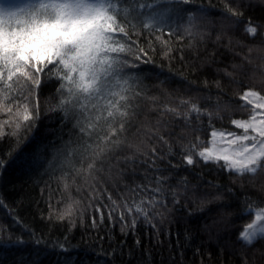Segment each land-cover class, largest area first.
I'll list each match as a JSON object with an SVG mask.
<instances>
[{
  "label": "snow or ice",
  "instance_id": "1",
  "mask_svg": "<svg viewBox=\"0 0 264 264\" xmlns=\"http://www.w3.org/2000/svg\"><path fill=\"white\" fill-rule=\"evenodd\" d=\"M194 4L195 0H0V114L7 117L0 120V141L17 136L21 130L28 134L15 142L9 141V149L0 153V177L11 171L28 172L43 166L42 150L46 146L40 144L38 136L31 134L41 118V89L49 84H55L56 94L61 97L58 109L70 124L66 133L68 156L79 153L81 165L86 164V183L87 179L95 180L100 176L120 152H131L132 156L126 159L133 162L137 154L143 155L149 160V169L156 160H164V154L154 141L168 144L173 118L180 117L184 107H188V112H197V119L208 115L209 120L206 126L193 129L201 135H196L195 141L186 146L180 163L173 164L169 159V169L200 166L202 161L204 166L214 165L221 172L238 176L264 173V94L256 90L248 89L239 96L240 109L247 113L246 119L231 120V125L239 131L217 128L210 113L199 112L195 103L187 99H181L175 106L163 103L151 109L156 115L155 123L146 116L143 122L146 127L136 126V119L143 114V101L148 99L156 104L164 96L162 92L158 96L151 95L144 83L146 69L141 65L155 63L149 55V50L155 52V46L152 39L142 46L139 37L154 36L161 44L163 57L168 58L173 49L164 36L183 40L182 32L193 39L199 35L197 14L203 16L208 9L203 4L192 7ZM227 11L235 18L232 23L242 26L246 35L255 37L264 28V22H253L251 17L247 21L242 19L240 0H236L235 6H228ZM261 42L264 43V39ZM225 75L231 74L225 72ZM183 116L185 122L190 123L188 113ZM6 127L12 131L6 133ZM57 154L63 155V150H58ZM167 170L155 168L156 177L145 176L148 184L126 186L132 195L152 193L138 203L135 200L129 203L130 197L123 194L117 200L111 193L107 194L105 202L102 195L95 194L96 188L89 185L90 202L85 211L100 216L99 223L93 216L92 228L103 224L106 210L112 227L116 226L117 218L120 222L121 248L131 233L133 246L138 250L140 241L136 229L141 221L146 229L152 228L159 236L167 221L165 212L161 211L168 208L163 187L169 179L164 175ZM199 178L202 179V174ZM153 180L156 187L151 186ZM224 187L226 192L218 193L216 199L238 195L231 187ZM178 195L172 192L174 206L179 203ZM4 203L7 201L0 193V205ZM260 203L264 204V197ZM248 214H252V209H248ZM75 215L70 204L58 216L60 221L69 220L68 234L76 227L71 219ZM79 215L83 223L84 211ZM41 219H51V216L41 215ZM15 222L20 223L18 216ZM22 233H27L31 239H23V234L16 239L11 235L7 240L0 238V264H6L5 257L9 254L24 251L29 245L32 250L28 255L37 257L31 264H43L49 252L55 253L54 264H84L78 257L69 255L73 249L66 247L61 238L57 237L49 247L43 235H37L30 226L23 227ZM68 234L63 241L68 240ZM258 237H264V207L259 206L251 222L239 230L237 240L252 248ZM193 238V233L186 234V241ZM113 243L110 239V246ZM42 244L45 245L43 254ZM101 253L105 264H109L108 254L103 249ZM131 254L129 250V258ZM116 255L113 248V264ZM49 264L53 261L49 260Z\"/></svg>",
  "mask_w": 264,
  "mask_h": 264
},
{
  "label": "trees",
  "instance_id": "2",
  "mask_svg": "<svg viewBox=\"0 0 264 264\" xmlns=\"http://www.w3.org/2000/svg\"><path fill=\"white\" fill-rule=\"evenodd\" d=\"M240 2L244 13L242 19L247 21L251 17L253 22H264L262 0ZM201 4L208 11L203 16L197 14L199 35L193 39L182 32L183 40H177L174 36L163 37L170 40L173 49L168 58L163 57L161 44L155 41L154 36L139 37L142 46H146L148 39H152L155 46V52L149 50L155 63L141 65L146 69L144 83L151 95L158 96L162 92L164 96L156 104L148 99L143 101V114L136 119L137 128L146 127L143 123L146 116L155 123L156 115L151 109L163 103L175 106L181 99H187L195 103L199 112L210 113L212 123L217 128L239 131L231 125L232 119L247 118V113L240 109L242 101L239 96L248 89L264 94V43L261 42L264 28L253 37L246 35L242 26L233 24L235 18L230 17L227 7L235 6L236 0H195L192 7ZM123 6L126 5H118ZM225 72L231 75H225ZM161 81H164L162 85ZM60 98L56 94L55 84L41 89V118L31 135L38 136L40 144L46 146L42 150L43 166L28 172L11 171L0 177V193L7 201L0 205V238L7 240L11 235L12 239H16L23 234V239L30 240L27 233H22L23 227L30 226L37 235H43L49 247L57 237L61 238L66 247L73 249L69 255L78 257L84 264H105L101 249L108 254L109 264H113V248L117 253L114 264H242L244 261L247 264H264V237H258L252 248L237 240L239 230L251 222L257 207H264L260 203L264 197V173L238 176L221 172L214 165L204 166L202 161L200 166L168 168L169 159L173 164L181 162V153L186 146L195 141L196 135H201L193 132V129L206 126L208 115H201L197 119V112H188V107L182 108L181 116L174 117L170 125L172 134L167 137L168 144L154 141L165 159L156 160L152 169L148 168L149 160L143 155L137 154L133 162L126 159L132 153L124 151L111 160L100 176L95 180L87 179L86 183V164L81 165L79 153L68 156L66 133L70 124L58 109ZM185 112L190 123L185 122ZM3 119L7 117L0 114V120ZM11 131L12 128H5L6 133ZM25 135L28 134L21 130L17 136L0 141V153L9 149V141L15 142ZM204 139L207 140L206 135ZM58 150H63V155H58ZM155 168L168 169L164 175L169 177L163 185L168 208L161 209L167 221L160 229L159 236L152 228L146 229L141 221L136 229L140 241L138 250L133 246L131 233L121 248L119 242L123 237L120 222L117 218L116 226L112 227L106 210L103 224L92 228L93 216L98 223L100 216L90 210L85 211L90 202L89 185L96 188L95 194L102 195L105 202L107 194L111 193L117 200L123 194L130 197L129 203L133 200L138 203L152 193L132 195L126 186L133 188L137 184H148L145 176L156 177L158 173ZM201 174L202 179L199 178ZM151 186L156 187L154 180ZM224 186L231 187L233 193L238 195L216 199L218 193L226 192ZM173 191L179 194V203L175 206L172 204ZM70 204L76 212L71 218L76 227L68 234L71 227L69 220L60 221L58 216ZM248 209H252V214H248ZM81 211H84L83 223L79 215ZM41 215L45 218L51 216V219H41ZM17 216L20 223L15 222ZM156 222L159 223L158 220ZM188 232L194 234L190 242L185 239ZM66 234L68 240L63 241ZM110 239L114 241L111 246ZM157 239L160 243H157ZM40 248L43 254L45 245L42 244ZM31 250L32 245H29L24 251L9 254L5 257L6 264H15L16 261L31 264L32 260L37 259L35 255H28ZM129 250L132 253L130 258ZM49 260L54 264L55 253L49 252L43 264H49Z\"/></svg>",
  "mask_w": 264,
  "mask_h": 264
},
{
  "label": "rangeland",
  "instance_id": "3",
  "mask_svg": "<svg viewBox=\"0 0 264 264\" xmlns=\"http://www.w3.org/2000/svg\"><path fill=\"white\" fill-rule=\"evenodd\" d=\"M23 2H28V0H23ZM253 218H254V216H253Z\"/></svg>",
  "mask_w": 264,
  "mask_h": 264
}]
</instances>
